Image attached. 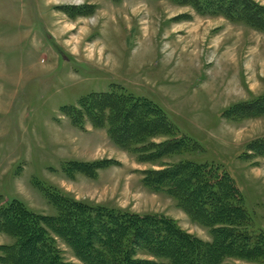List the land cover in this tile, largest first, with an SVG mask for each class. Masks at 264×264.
<instances>
[{
  "label": "rangeland",
  "instance_id": "obj_1",
  "mask_svg": "<svg viewBox=\"0 0 264 264\" xmlns=\"http://www.w3.org/2000/svg\"><path fill=\"white\" fill-rule=\"evenodd\" d=\"M246 2L254 17L202 10V0H0V208L16 199L57 216L48 196L54 190L95 207L172 219L212 243L210 229L174 198L143 185L146 171L189 160L227 171L264 236V155L256 146L264 113L253 115L251 105L264 96V0ZM111 90L158 105L196 147L144 163L118 147L107 127L87 116L79 127L67 116L81 100ZM71 162L107 164L68 175ZM56 240L66 263L84 264ZM14 242L0 233V246ZM143 252L135 259H154Z\"/></svg>",
  "mask_w": 264,
  "mask_h": 264
},
{
  "label": "trees",
  "instance_id": "obj_2",
  "mask_svg": "<svg viewBox=\"0 0 264 264\" xmlns=\"http://www.w3.org/2000/svg\"><path fill=\"white\" fill-rule=\"evenodd\" d=\"M204 6L211 12H238L246 18L257 13L249 9L246 0H202L199 7L203 10ZM78 105L86 110L84 115L75 106L67 113L75 124L81 127V118L87 116L94 127H107L110 139L125 151L139 154L141 162H159L180 150L192 152L188 150L191 144L196 147L190 139L179 137L163 109L149 100L111 90L89 96ZM251 105L258 112L253 115L263 114L264 96ZM248 106L242 105L245 119L250 117ZM163 136L167 137L163 142L152 141ZM258 144L264 155V140ZM102 164L107 163L73 162V168L65 170L68 175L74 171L95 174ZM142 179L145 189L171 196L197 225L209 228L212 243L197 240L163 216L95 207L50 190L48 196L57 216L32 212L16 199L0 208V233L15 240L9 247L0 246L4 251L0 261L68 264L56 245L57 237L84 264H236L228 262L230 259L264 264V236L253 229L241 192L226 170L184 160L159 171H146ZM138 251L154 259L136 260Z\"/></svg>",
  "mask_w": 264,
  "mask_h": 264
}]
</instances>
